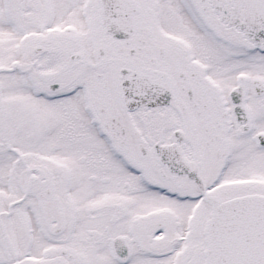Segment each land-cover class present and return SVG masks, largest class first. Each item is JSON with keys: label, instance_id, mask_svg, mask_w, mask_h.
<instances>
[{"label": "snow or ice", "instance_id": "6c2138e0", "mask_svg": "<svg viewBox=\"0 0 264 264\" xmlns=\"http://www.w3.org/2000/svg\"><path fill=\"white\" fill-rule=\"evenodd\" d=\"M0 264H264V0H0Z\"/></svg>", "mask_w": 264, "mask_h": 264}]
</instances>
